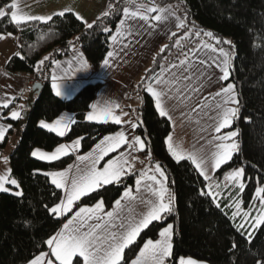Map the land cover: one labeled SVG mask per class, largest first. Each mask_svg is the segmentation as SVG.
I'll list each match as a JSON object with an SVG mask.
<instances>
[{
  "label": "trees",
  "instance_id": "trees-1",
  "mask_svg": "<svg viewBox=\"0 0 264 264\" xmlns=\"http://www.w3.org/2000/svg\"><path fill=\"white\" fill-rule=\"evenodd\" d=\"M135 3L174 5L185 16L183 28L145 72L139 84L137 107L136 133L145 141V153L151 155V163H159L165 171L175 199L172 214L144 229L125 249L120 264H130L144 243L156 239L168 224L173 225L174 231L172 255L166 264H180L185 257L208 264L264 262V223L249 235L247 226L240 227L244 213L233 217L235 203L223 206L211 195L202 194L208 192L209 181L191 160L177 162L169 152L166 140L172 132L171 123L159 115L153 98L143 90L175 56L189 53L185 50L186 39L196 32H212L211 37L206 35L208 40L215 44L220 40L217 46L230 50L228 81L235 85L239 99L238 118L230 129H239V150L218 170L215 179L243 168L244 187L239 197L244 198V208L251 206L256 189L264 188V0H135L134 3L110 0L107 15L97 19L91 29L72 12L63 17L57 14L50 21L21 24L7 15L0 18V33L16 34L19 39L20 54L12 56L6 68L14 74L33 76L42 83L28 117L25 121L8 120L11 127L5 141L0 143V148L13 143L7 153L10 178L16 179L22 190L21 196L0 191V264L29 263L48 250L46 241L77 209L101 199L106 209H110L139 177L138 170L122 177L118 184L105 185L76 201L66 216L58 217L49 209L60 202L63 193L45 173L67 167L74 156L48 163L31 155L36 148L50 151L75 139L82 140L80 153H87L103 137L118 131V124H98L86 119L100 83L86 85L72 99H61L53 91L50 74L54 62L69 55L75 45L84 52L92 69L98 70L109 52L111 35L124 9ZM12 4L13 0H0V9H11ZM183 38L184 43L178 45L176 41ZM223 41H231V45ZM64 112L77 117L64 137L41 128L40 121H52ZM73 264H82V260L76 258Z\"/></svg>",
  "mask_w": 264,
  "mask_h": 264
},
{
  "label": "crops",
  "instance_id": "crops-1",
  "mask_svg": "<svg viewBox=\"0 0 264 264\" xmlns=\"http://www.w3.org/2000/svg\"><path fill=\"white\" fill-rule=\"evenodd\" d=\"M109 2L110 0H15V8L2 10L5 12L4 16L7 15L10 17V19L12 11H16L20 16L45 17H53L61 11L64 13L72 12L84 23L86 21L87 23L93 24L97 19L101 18L104 13H108ZM138 5L140 4H131L127 8L129 9V12L136 11ZM144 5L150 8H155L157 11L149 15L148 21L140 19L139 17H126L123 13L120 21L111 35L109 52L113 53V55L109 57L107 54L105 58V60H108L107 65L104 64V60L100 68L94 71L84 52L78 45H75L69 55L57 60L59 61L58 64L56 61L54 62L50 74L51 85L53 82V76L56 77L58 83H62L64 85L66 95L59 97L61 99H72L86 85L91 83H100L101 87L97 92L95 100L91 106L93 104L101 106L105 103H108L110 106H112L113 115L120 116L121 123L118 124L120 126L118 131L107 136H115L117 132L122 131L128 137L129 143L132 141L134 136H139L136 133V128L130 127L129 123L131 122V124L137 125L138 122L137 107L140 96L139 84L142 81L145 72L153 65L154 60L162 52V49L165 50L167 48L165 46H168L169 41L174 36L173 33L177 34V32H179L184 26V19L181 18V12L174 5H159L157 3H149ZM160 9H165L166 11L161 13L159 11ZM141 11L143 10L141 9ZM155 15H167L168 19L166 21H155L152 19V17ZM122 20L125 22L123 26L121 25ZM181 21L183 22V26H178L181 24ZM8 34L9 33H0V37H3L0 38V126H3L6 129L4 139L0 140V143L5 141L8 135L10 129L8 126H11L8 120H23V114L27 110L26 105L29 95L32 91L33 85L36 82V79L33 76L14 74L9 72L6 68L10 58L14 55L20 54L18 35L12 33H10L11 35ZM184 41L185 38L181 39L178 45L182 44V42L184 43ZM218 48L221 47L209 40L198 42L193 47L191 52L187 53L186 55L181 54L179 56L180 60L178 63H168L161 73L152 82L148 83L143 89L153 98L155 102V97L147 91V87L149 85L153 86L157 91H160L163 88V85L158 86L156 84L157 79L166 80L175 85L172 92L169 93L170 98L162 97L161 103L172 117V119L169 120L172 126V132L169 135L172 136L171 142L174 147H177L181 151V154L184 155L185 158L191 154L196 155L198 158L203 156L206 160H208L211 158V154L217 150L216 146L218 144L232 143L233 139L239 144L238 136L227 141H219L215 139L217 136H225L227 133L234 131L233 129H230L232 126L231 125L230 127L222 128L219 133L215 132V127L219 123L216 105L223 104L224 100L223 96L217 97L216 93L220 91L221 88L226 87L227 84L232 83L228 81L229 79L227 81L222 79L221 68H223V56L219 51L213 50ZM222 48H224L226 52H230L229 49L225 47ZM180 61H184L185 63L180 64ZM204 61H207V63H203ZM213 61L220 63L221 68H217L215 64H213ZM85 64L87 65L86 67L84 66ZM173 64H175L177 67L172 68L171 66ZM185 69H187V72L184 71ZM229 71L231 75V69H229ZM185 74L192 77L191 83H189L187 80H183V76ZM173 76L177 78L175 81H173ZM186 85L187 87H185ZM176 87L183 89L182 95L178 96L176 94ZM194 88H198L199 91H193L192 89ZM53 91L55 93L54 89ZM235 91L237 93L236 87ZM185 96L189 98L185 99ZM5 103L8 104V107L6 108L3 107ZM115 105H119V107H115ZM193 109H195V111ZM12 111L20 112L21 117L19 119H13L11 116ZM90 111L95 112L96 110L90 107L86 113V119ZM124 113H127V115H124ZM68 117H71L73 122L68 124V127L65 130L66 135L77 119L74 113L64 112L56 119L44 122L54 123L58 119L67 120ZM87 121L89 120L87 119ZM89 122L98 124L115 123L111 118H109L107 122ZM41 128L43 127L41 126ZM43 129L58 135L55 131L45 128ZM103 138L97 144H99ZM140 138L143 140L142 137ZM77 140H79L80 143L74 147V142ZM210 141L211 143H209ZM62 144L68 146L67 155H61L59 159L54 161L42 160L39 158V156H36L35 158L43 162L51 163L58 161L68 155H73L74 159L69 164L73 166L69 172V177L75 173L76 165H79L81 168H85L88 164V161L81 162L77 160V157L92 153L97 145L96 144L87 153H80L82 148L81 139L63 142L60 145ZM12 146L13 143L9 142L5 148H0V176L7 175L9 179H11V164L7 153L12 148ZM146 147V143L144 149H139L138 145H136L134 148H131L128 146V144H124L121 145V147L116 151L109 152L102 160L99 161L97 168L102 170L109 160L115 161L118 157H120L121 153H123L127 158L128 163L132 165L133 170L131 173L138 170L145 173L139 190H137L136 184H134L132 187H129V189H131V195L136 197V200L124 198L121 201L120 208H117L114 203L110 209H106L104 204L103 212L99 214L101 216L102 222L108 220L105 214L107 212H113L114 210L115 212L114 217L112 218V223L116 225L120 223L121 219H125L129 215V208L134 210L133 214L145 211L146 209L139 205V199L142 197L146 198L147 196L151 195V193L148 192V187L153 189L159 188V185L156 184V182L147 178L148 176L156 175L158 180L163 179L155 170L156 163H151V155L145 153ZM37 149L45 153H52L55 151V149L48 151L41 148H36L33 151ZM236 152H234L233 155ZM224 164H222L220 168ZM69 165L61 170H53L49 172L68 170ZM220 168H213L209 164L204 166L205 175L208 176V179L206 180L209 181L208 192H211V196L215 198V201L218 204L223 206H232L234 203L237 204L236 202L242 189H240L239 185H236L237 180L231 184L226 183V178L230 176L229 174L234 170L226 173L222 179H215L216 173ZM198 172L200 173V170H198ZM205 175L202 176L205 178ZM165 176L167 177L166 173ZM49 178L51 179L50 176ZM137 179H140V175ZM241 181L243 183V175L241 177ZM164 183L165 187L170 192L168 177ZM9 186L10 184H5L6 188ZM12 188L17 191L20 190L15 185H12ZM60 190L63 193L62 199H64L65 192L62 189ZM95 204L80 208H93ZM79 209H77L63 224L67 223L69 219H72ZM67 214L68 213L58 217H64ZM96 222L97 221L95 219H92L88 221V224L94 225ZM62 228L63 225L57 232L61 231ZM86 229L87 225H85V230ZM113 230L119 231L118 228ZM99 231L100 230H97L98 233ZM159 238L160 237L158 235V237L153 241ZM139 252L133 260L137 258ZM44 253L47 255L43 258V264H47L48 260H52V264H59V262L56 261L55 257L51 254V249L49 246L48 250ZM189 258L190 257H185L183 259L186 261ZM75 259L76 258L73 259V262ZM190 259L194 260L196 264H208L207 262L198 261L193 258ZM132 261L130 264H132ZM27 264H30V262Z\"/></svg>",
  "mask_w": 264,
  "mask_h": 264
},
{
  "label": "snow or ice",
  "instance_id": "snow-or-ice-1",
  "mask_svg": "<svg viewBox=\"0 0 264 264\" xmlns=\"http://www.w3.org/2000/svg\"><path fill=\"white\" fill-rule=\"evenodd\" d=\"M134 3L135 0H130ZM16 7L15 0H13L12 8ZM141 9L143 11H141ZM157 11L155 8L147 7L144 4H140L137 7L136 11L129 12L128 8L124 9V14L126 17L136 18L139 17L145 21L149 20V15ZM161 13L165 12V9L159 10ZM5 12L0 9V17H3ZM58 15L63 17L65 13L63 11L59 12ZM107 15V13H104ZM155 21L167 20V15H155L152 17ZM11 20L16 24L21 22H30V21H50L52 16H20L16 11L11 12ZM87 28L91 29L93 27L92 23H87L85 21ZM124 21H121V25H124ZM178 26H183V22ZM107 31V29H105ZM119 31V30H118ZM8 35H11L10 33ZM175 35V33H173ZM195 35L199 36L200 33L197 32ZM206 35L212 36V32H207ZM3 38V37H0ZM115 39V37H114ZM71 43V42H70ZM178 44L179 41H176ZM221 43L220 40H217V44ZM223 43L231 45V41H223ZM167 47V46H165ZM211 47V46H206ZM214 51H219L222 56L223 68L221 64L213 61V64L217 68H221L222 79L227 81L230 76V67L232 61V54L226 52L224 48L213 49ZM163 51V49H162ZM113 53L109 52L108 56L111 57ZM47 59V57H45ZM41 64L43 61L40 62ZM58 64L59 61H56ZM184 61H180V64H184ZM203 63H207L204 61ZM104 64H108V60L104 61ZM87 66L86 64L84 65ZM172 68L177 66L173 64ZM187 72V69L184 70ZM177 78L173 76V81ZM210 79V78H209ZM183 80H187L191 83L192 77L185 74ZM52 88L55 90V95L57 97H62L66 95L64 85L58 83L55 76L52 78ZM156 84L163 85V88L160 91H157L153 86L149 85L147 91L155 97V107L159 112L161 117H167L168 120H171L172 117L169 115L168 111L165 109L161 103V98H170L169 93L172 92L175 87L174 84H171L169 81L157 79ZM187 87V85L185 86ZM193 91H199L198 88L192 89ZM176 94L182 95L183 89L178 87L175 88ZM217 97L223 96V104L216 105L217 114L219 116V123L215 127V132L219 133L222 128L230 127L235 119L238 118L239 114V99L235 91V85L232 83L227 84L226 87H223L216 93ZM185 99L189 97H184ZM232 105V106H228ZM3 107H8V104L5 103ZM95 109V112H89L87 119L89 121H103L107 122L111 118L116 124L121 123L120 116H114L112 112V106L108 103H105L101 106L93 104L91 106ZM119 107V105H115ZM195 111V109H193ZM127 115V113H124ZM11 116L13 119H19L21 113L18 111H12ZM245 119H249L245 117ZM71 117H68L67 120L58 119L54 123H46L40 121V126L45 129L55 131L59 136L65 135V130L68 127L69 123H72ZM130 127L136 128V124H131ZM8 127H11L10 125ZM6 129L3 126H0V140L4 139ZM239 134V129L237 128L234 131L227 133L225 136H217L216 140L227 141L232 138H236ZM172 136L167 137L168 150L172 156L176 159L177 162L185 159V156L181 154V151L174 147L172 144ZM80 141L77 140L74 142V147L79 145ZM211 143V141L209 142ZM128 144L129 147L134 148L136 145L139 146V149L145 148V143L139 136H134L132 141L129 143L128 137L124 132H117L115 136H105L103 140L96 145V148L92 153H88L85 156H78L77 160L84 162L88 161V164L85 168H81L79 165H76L75 173L69 177V172L73 168L72 165H69L68 170L58 171V172H49L45 173L46 176L51 177V183L57 188L62 189L65 192V198L61 199L59 203H56L53 207L49 209L50 213L55 216H62L66 213L72 211V206L75 201L79 200L82 196L91 193L105 185H110L113 183H120L122 177L131 174L132 165L128 163L127 158L121 153L115 161L109 160L108 163L103 167V169H98L97 165L100 160H102L109 152H114L121 147V145ZM217 150L211 154V158L206 160L203 156L197 157L196 155H188L187 159L191 160L195 165V168L200 170L202 175H205L204 166L209 164L213 168H220L222 164L227 162L232 158L234 152L239 150V144L233 139L232 143H220L217 146ZM67 145H60L52 153L41 152L39 149L31 153L32 156H39L42 160L54 161L60 158L61 155H67ZM156 172L159 173V176L163 179L158 180L156 175L148 176L149 180L156 182L159 185L158 189H153L148 187V192L151 195L146 198L142 197L139 199V205L143 206L145 211L138 212L133 214L134 210L129 208V215L125 219H121L118 225L112 223V218L114 217V212H107L105 215L108 220L101 221V216L99 215L103 212L104 201L103 199L99 200L93 208H80L79 211L75 213L72 219H69L67 223L63 224L61 231L57 232L51 238L46 241V244L51 249V254L55 257V260L59 264H73L74 258H80L82 264H120L123 259L124 249L131 245L136 238L139 236L142 230L146 229L155 221H160L166 219L168 215H171L174 211L173 201L175 196L169 192L165 187V181L167 177L165 176L164 170L161 168L159 163L155 165ZM10 171V170H9ZM244 172L243 168L234 170L229 175L234 179L239 181ZM140 179H136L135 184L137 190H139L141 181L144 179L145 173L140 172ZM205 179H208V176L205 175ZM5 184L15 185L18 189L20 185L16 179H9L7 175L0 176V191H9L5 187ZM240 189H243V183L239 185ZM257 195L260 196L261 193H264V188L256 189ZM203 195H211V192H202ZM16 196H21L22 191H16L14 193ZM167 196V198H166ZM124 198H129L130 200H136V197L131 195V189L126 187L122 197L115 200V205L117 208L121 207V201ZM264 201V196L260 197ZM213 199H215L213 197ZM219 206V205H217ZM47 207V206H45ZM237 209H239V203L236 204ZM239 215V212L233 213V217ZM249 213L245 212L244 216L247 217ZM95 219L97 222L93 224H88L89 220ZM255 223H264V215L258 216L255 219ZM85 225L87 229L85 230ZM240 227H243L241 225ZM119 229V231L113 229ZM97 230H100L99 233ZM102 233V234H101ZM173 236V225L168 224L159 232V239L153 241L148 239L143 247L140 249L139 255L135 260L132 261V264H165L166 259L172 255L173 245L171 243ZM235 247V245H233ZM47 254L41 252L39 256H36L30 261V264H43V258ZM47 264H52V260H48ZM181 264H196L192 259L184 260L181 259ZM258 264H264V262H259Z\"/></svg>",
  "mask_w": 264,
  "mask_h": 264
},
{
  "label": "rangeland",
  "instance_id": "rangeland-1",
  "mask_svg": "<svg viewBox=\"0 0 264 264\" xmlns=\"http://www.w3.org/2000/svg\"><path fill=\"white\" fill-rule=\"evenodd\" d=\"M74 40H76V38H74ZM232 40V39H231ZM226 183L227 184H231L234 183L236 180H234L231 176H228L226 178ZM240 183H242L241 178L239 181H236V185H240ZM10 193H15L17 190H15L14 188H12V185L10 184V186L8 187ZM19 191H22L21 188H19ZM261 196H264V193H261L260 196L255 195V198L253 199V203L251 204V206L244 208L243 206V202H244V198L243 197H238L237 199V203H239V209H237L236 206L234 207V213L235 212H239L240 214H243L245 212L249 213V215L247 217H245L241 222L240 225L243 226H247V229L249 230V235H252L254 233V231L256 230V228H258L262 223L256 224L255 223V219L258 216L264 215V201L261 200ZM239 215H236L239 216Z\"/></svg>",
  "mask_w": 264,
  "mask_h": 264
},
{
  "label": "built area",
  "instance_id": "built-area-1",
  "mask_svg": "<svg viewBox=\"0 0 264 264\" xmlns=\"http://www.w3.org/2000/svg\"><path fill=\"white\" fill-rule=\"evenodd\" d=\"M181 18H185L184 14L181 13ZM197 33V32H196ZM208 40L206 34L204 33H200L199 36L192 34L190 36H188V38L186 39V45H185V50L187 52H190L193 50V47L200 41H206ZM179 58L177 56H175L172 60V63H178L179 62Z\"/></svg>",
  "mask_w": 264,
  "mask_h": 264
},
{
  "label": "water",
  "instance_id": "water-1",
  "mask_svg": "<svg viewBox=\"0 0 264 264\" xmlns=\"http://www.w3.org/2000/svg\"><path fill=\"white\" fill-rule=\"evenodd\" d=\"M41 88H42V83L41 82H35V84L32 87V91L29 95L28 101H27V105H26L27 110L23 114V121H25V119L28 117L29 113L31 112L35 97H36V95H38L40 93Z\"/></svg>",
  "mask_w": 264,
  "mask_h": 264
}]
</instances>
